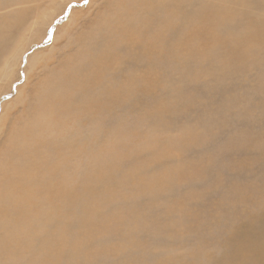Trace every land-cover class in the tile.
Here are the masks:
<instances>
[{"label": "bare ground", "instance_id": "1", "mask_svg": "<svg viewBox=\"0 0 264 264\" xmlns=\"http://www.w3.org/2000/svg\"><path fill=\"white\" fill-rule=\"evenodd\" d=\"M50 1L0 0V55L25 29H40L38 17L31 16ZM99 1L73 17L41 63L27 69L20 114L0 145V264H264V210L255 204L257 221L238 230L237 220L246 222L232 206L242 201L238 181L228 185L236 190L234 198L224 199L215 212L191 210L186 200L206 193L195 191L199 182L218 171L220 183L228 168L218 170L216 158L205 154L207 137L195 130V122L182 128L185 136L171 139L166 120L169 112L188 107L189 93L175 95V87L197 74L176 59L197 60L196 42L205 37L213 44L208 58L217 65L202 68L203 75L220 84L240 61L253 59L264 99V0H222L229 24L216 8L211 17L205 6L194 7L202 0ZM248 13L246 32L233 33L239 15ZM56 53L61 57L54 60ZM172 74L177 80L169 84ZM225 101L224 109L238 103L231 96ZM136 107L147 123L145 132L137 135L123 125L121 133L122 124L114 120ZM260 108L264 112V105ZM107 120L111 125L103 131ZM129 134L139 142L122 143ZM242 135L250 134L239 135L245 142L236 137L228 142L257 140L264 165V132ZM153 140L155 149L149 146ZM189 150L198 153L191 156ZM181 183L189 189L181 192ZM132 195L145 198L129 204ZM158 206L162 211L155 219ZM221 208L233 214L230 220ZM215 223L223 236L213 242L216 233L207 238L203 232L214 230ZM218 244L228 251L219 256L210 247ZM167 245L184 246L186 254L170 258Z\"/></svg>", "mask_w": 264, "mask_h": 264}, {"label": "rangeland", "instance_id": "2", "mask_svg": "<svg viewBox=\"0 0 264 264\" xmlns=\"http://www.w3.org/2000/svg\"><path fill=\"white\" fill-rule=\"evenodd\" d=\"M91 1L92 0H53L46 3V6L38 8L34 13L35 15L31 16L33 18L38 17L37 21L41 23L40 29H37L38 25H35L33 30L31 27L27 28L28 30L25 29V32L18 34V37L16 36L13 38L14 41L12 40V45L6 53L7 55L4 53L0 55V145H3L1 143L7 136L6 133L9 128L8 126L13 125L17 113L20 114L21 107L18 105V98L25 93L27 69H30L32 64L36 63L37 67L38 63H41L40 61H42L43 56L46 55L45 53L52 50L55 46V39L62 36L61 34L64 32L62 28H64L66 24L69 25L72 18L77 17L82 10L87 9ZM103 1L105 0H101L99 3ZM211 1L212 0H202L200 3L195 4L194 7L201 9L202 6H205L209 12H211V17L214 16V10L216 8L218 10V16L229 24L232 20L231 17H228L227 15L228 11L225 8L226 4H223V1L221 0V2L214 3L212 8L210 5ZM231 1L243 4L238 0ZM56 9H59L61 12H57L52 16L51 13ZM253 9L254 7L252 6L251 10ZM84 15L85 14L81 16L83 17ZM238 19V23L234 27L233 33L244 34L247 29V19H250V13L244 16L239 15ZM42 33L43 35H41ZM38 35L41 36V39L37 41ZM69 35L70 34H68V36ZM15 40L17 44L15 43ZM196 44L200 46L197 60L191 62L187 58L183 60H180L179 58L176 59L182 67L190 66L197 70V74L192 79L184 78L183 81L180 82L181 86L175 87V90L177 89L174 91L175 95L183 92L187 94L189 93L185 96L188 107L183 111L169 112L166 115V120L171 125V129L169 128L168 130L170 135H168L171 139L176 137L178 139V136L182 135L185 136L182 128L186 131V128L190 126V123L191 126H194L195 122V130L203 134L205 138L207 137V144L204 146L207 148H205L206 150L204 149L205 154L209 155L208 157L216 158L215 167L218 168V170L219 167H224L228 168V171L224 172V170H222L224 173H221L222 181L220 183L215 182L218 171L209 173L208 176L203 181H200L194 188L195 191H205L207 194L205 193L198 198H188L186 202L188 201L191 210L197 211L200 215H209V213L215 212L219 209L217 207H219L224 199L234 198L233 196H235L236 190H231L228 185L232 182L238 181V192L240 193L239 198L242 201L239 202L238 205L232 206L236 211H241V214L243 212L246 218V222L245 219L243 220L241 218L237 220V228L239 230L240 227L245 226V223L257 221L254 217V214L256 213L254 207L255 204L259 205L260 212L264 210V186H262L264 183V165L260 159L263 152L261 153L260 148H258L259 142L257 140V142L253 141L252 143L244 145H231L228 141L236 137L237 139L240 138L241 142H245L246 140H242V137L239 136L240 134L249 133L250 135H242L243 138H246L264 132V112L260 108L264 105V99L262 100V93H259L258 91V83L262 74L261 71L254 67L252 62L253 59H244L239 62L241 63V66L236 65L233 67L234 72L230 74L231 76H229V78L218 84L215 82L214 77L205 76L202 73V68L210 65H217L213 64L215 61L208 58L211 49L213 48L212 42L205 37L203 41L198 40ZM185 45H189V43L179 44L180 47ZM16 50L18 51V54H16ZM60 57L59 54L56 53L53 59L56 60ZM39 71L41 72V67L38 72ZM37 75L40 76L39 73ZM171 79L168 82L169 84L174 83L177 80V75L172 74ZM121 95L122 93L118 94L117 92V101L120 103L123 102ZM229 96H231V98L236 97L238 103L233 104V106H230L228 109H224L223 107L228 103V101H225V98H228ZM136 106H138V104ZM245 110H251V112L246 113ZM130 111L131 110L129 109L126 110L124 114L125 116L115 119L113 124H122L121 133L125 132L123 126L125 125L131 129L132 133H136L137 135L143 134L145 132L144 128L147 126L146 121L141 120V113L137 107L136 109L133 108L131 112ZM214 113L217 115L213 116ZM110 123V120H107V122L102 125V130L108 131L105 129L110 127L108 126L111 125ZM136 124H138L137 127ZM103 134L105 133L103 132ZM131 141L138 143L139 137L129 134L121 139L122 143ZM156 145V140H153L150 142L149 146L155 149ZM113 148H115V146H112V149ZM189 152V155L191 156H194L192 153H198L196 150H189ZM200 187L202 188L200 189ZM179 189L182 192L189 188L185 183H181ZM144 198L145 197H139L137 200H134L132 195L127 202L129 204H134L135 201H140ZM159 208L160 207L158 206L153 210L154 214L152 215H155V219L159 217V213L162 211ZM219 211H222V208ZM222 212H225V208ZM228 212L232 213L233 211L228 209ZM147 214H150V211H148ZM226 214L224 215V220H230V216L233 214H227V216ZM216 220L218 219H214V221ZM211 228L214 230H204L203 234L207 238H212L216 233L215 238L212 241H219L223 236L221 225L215 223ZM139 235L144 238L147 237L144 231L140 232ZM210 247L219 256L223 253V250L226 252L228 251V248L223 244L210 245ZM163 249L170 250V258L175 256V258H177L186 254V247L184 246L172 248L170 245H167ZM226 264H241V262L234 261ZM258 264L262 263L259 262Z\"/></svg>", "mask_w": 264, "mask_h": 264}]
</instances>
